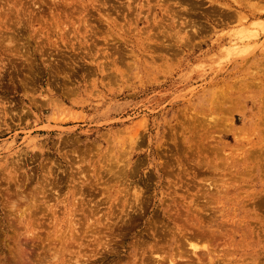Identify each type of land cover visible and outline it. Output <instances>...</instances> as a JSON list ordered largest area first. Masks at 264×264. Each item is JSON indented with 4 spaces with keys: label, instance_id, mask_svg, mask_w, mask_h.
Wrapping results in <instances>:
<instances>
[{
    "label": "rangeland",
    "instance_id": "obj_1",
    "mask_svg": "<svg viewBox=\"0 0 264 264\" xmlns=\"http://www.w3.org/2000/svg\"><path fill=\"white\" fill-rule=\"evenodd\" d=\"M262 71L264 0H0V264H264Z\"/></svg>",
    "mask_w": 264,
    "mask_h": 264
},
{
    "label": "bare ground",
    "instance_id": "obj_2",
    "mask_svg": "<svg viewBox=\"0 0 264 264\" xmlns=\"http://www.w3.org/2000/svg\"><path fill=\"white\" fill-rule=\"evenodd\" d=\"M162 6H163V5H162ZM168 6H169V4H168ZM163 8H164V6H163ZM168 8H169V7H168ZM168 8H167V10H168ZM186 10H187V9H186ZM189 10L191 11V9H189ZM189 10H187V11L189 12ZM187 11H186V13H187ZM191 12H192V11H191ZM191 12H189V13H191ZM191 17H192V16H191ZM191 17H190V18H191ZM188 20H189V18H188ZM191 21H192V20H191ZM192 22H193V23H192ZM192 22H190L191 25H192V28H194L192 32H194V34L196 35V34L199 33L197 27H199L200 25L197 26L196 23H195L196 25L194 24V21H192ZM216 22H218V21H216ZM182 23H183V24H186V25L188 26V23H189V22L183 20ZM186 25H185V26H186ZM191 25H190V26H191ZM195 27H196V28H195ZM180 28H181V27H180ZM199 29H200V28H199ZM184 31H185V30H184ZM194 34H193V35H194ZM199 35H200V34H198V36H199ZM194 38H196V37H194ZM194 38H192L193 41H194ZM185 39H186V38H185ZM178 42H179V41H178ZM189 44H190V43H189ZM191 44H192V43H191ZM165 46H166V45H165ZM157 49H158V48H157ZM154 50H155V49H154ZM152 51H153V50H152ZM27 52H28V51H27ZM24 53H25V52H24ZM28 53H29V52H28ZM22 54H23V53H22ZM19 55H20V53H19ZM23 57H24V56H23ZM25 57H27V56H25ZM261 62H262V61H261ZM260 70H261V69H260ZM262 72H263V71H262ZM263 73H264V72H263ZM247 74H248V73H247ZM256 83H257V82H256ZM252 84H253V83H252ZM258 84H259V82H258ZM256 85H257V84H256ZM221 103H222V102H221ZM262 115H263V116H260L259 119H258V121H259V123H261L262 126H263V124H264V123H263V122H264V114L262 113ZM263 131H264V130H263ZM263 144H264V143H263ZM259 149H260V148H259ZM261 149H262V148H261ZM257 152H258V151H257ZM259 152H261V150H260ZM259 152H258V158L262 159L261 157H263V156L259 157V156H260V155H259V154H260ZM262 152H263V155H264V151H262ZM261 155H262V153H261ZM256 156H257V154H256ZM256 158H257V157H256ZM263 160H264V159H263ZM263 160H262V162H263ZM260 161H261V160H260ZM259 165H260V164H259ZM262 165H263V164H262ZM260 166H261V165H260ZM262 167H263V166H262ZM262 169H264V168H262ZM212 187H213V186H212ZM193 245H194V244H193ZM193 248H194V247H193Z\"/></svg>",
    "mask_w": 264,
    "mask_h": 264
}]
</instances>
